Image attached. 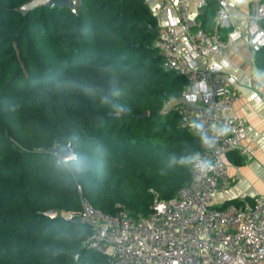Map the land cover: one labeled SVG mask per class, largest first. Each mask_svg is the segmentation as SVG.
<instances>
[{
  "label": "trees",
  "instance_id": "obj_1",
  "mask_svg": "<svg viewBox=\"0 0 264 264\" xmlns=\"http://www.w3.org/2000/svg\"><path fill=\"white\" fill-rule=\"evenodd\" d=\"M29 1L0 0V264H106L84 246L88 226L60 213L84 197L138 217L155 193L171 199L191 182L190 165L172 161L200 137L165 109L185 80L163 68L144 0L19 12ZM216 5L203 7L207 28ZM256 64L264 70V47ZM68 145L76 158L64 163L52 150Z\"/></svg>",
  "mask_w": 264,
  "mask_h": 264
},
{
  "label": "built area",
  "instance_id": "obj_2",
  "mask_svg": "<svg viewBox=\"0 0 264 264\" xmlns=\"http://www.w3.org/2000/svg\"><path fill=\"white\" fill-rule=\"evenodd\" d=\"M156 19L154 45L160 50L163 68L185 80L179 96L165 103L178 113L184 126L198 120L214 143L195 152L210 160L211 170L201 173L190 165L191 182L171 199L155 201L146 215L133 217L121 204L116 213L94 208L81 197L78 212L60 216L88 226L87 249L107 257L106 264H264V195L252 203L220 207L217 196L232 186L225 157L247 139V123L232 115L240 99L234 90L237 78L228 74L227 41L221 29L229 21V1L216 0L211 28L200 16L204 1L144 0ZM264 1L254 0L248 21V45L253 52L264 47ZM204 60V62H201ZM260 102L258 93L248 96ZM227 128L225 135L218 130ZM193 130V129H192ZM243 154L249 156L247 146ZM81 192V188L78 186Z\"/></svg>",
  "mask_w": 264,
  "mask_h": 264
},
{
  "label": "crops",
  "instance_id": "obj_3",
  "mask_svg": "<svg viewBox=\"0 0 264 264\" xmlns=\"http://www.w3.org/2000/svg\"><path fill=\"white\" fill-rule=\"evenodd\" d=\"M199 1L208 3V0H190L192 6ZM228 1L229 21L221 31L227 41L226 58L231 63L227 72L236 76L234 90L240 96L232 115L246 120L248 136L239 148L225 157L232 186L217 196L216 203L220 207L252 203L256 197L264 195V84L252 77L253 70L260 68L256 64V53L248 45V21L254 0ZM253 92L258 93L262 101H250L248 96ZM247 146L252 149L249 156L242 152Z\"/></svg>",
  "mask_w": 264,
  "mask_h": 264
},
{
  "label": "clouds",
  "instance_id": "obj_4",
  "mask_svg": "<svg viewBox=\"0 0 264 264\" xmlns=\"http://www.w3.org/2000/svg\"><path fill=\"white\" fill-rule=\"evenodd\" d=\"M252 77L258 83L264 84V70L261 69H254L252 72ZM191 128L194 130V134L200 137L202 144L207 147H212L214 141L207 137L204 133L203 125L198 120H194L191 122ZM227 128H221L218 130V135H225L227 133ZM71 159V158H70ZM173 163H179L182 166H189L191 165L201 173H205L212 169L213 164L210 160H203L200 159L199 154H193L188 156H183L179 160L173 158Z\"/></svg>",
  "mask_w": 264,
  "mask_h": 264
},
{
  "label": "water",
  "instance_id": "obj_5",
  "mask_svg": "<svg viewBox=\"0 0 264 264\" xmlns=\"http://www.w3.org/2000/svg\"><path fill=\"white\" fill-rule=\"evenodd\" d=\"M40 7L69 8L73 13H75L77 9V3L74 0H30L19 9V12L28 13L29 11ZM52 151L54 154L59 156L64 163L71 162L76 158L75 152L71 145L61 148H54ZM45 215L52 219L57 218L58 210H49L45 213Z\"/></svg>",
  "mask_w": 264,
  "mask_h": 264
},
{
  "label": "rangeland",
  "instance_id": "obj_6",
  "mask_svg": "<svg viewBox=\"0 0 264 264\" xmlns=\"http://www.w3.org/2000/svg\"><path fill=\"white\" fill-rule=\"evenodd\" d=\"M76 3H77V5H78V3H79V0H74Z\"/></svg>",
  "mask_w": 264,
  "mask_h": 264
}]
</instances>
